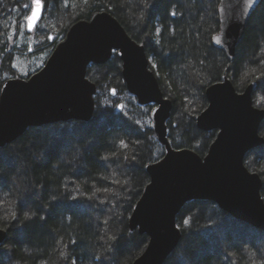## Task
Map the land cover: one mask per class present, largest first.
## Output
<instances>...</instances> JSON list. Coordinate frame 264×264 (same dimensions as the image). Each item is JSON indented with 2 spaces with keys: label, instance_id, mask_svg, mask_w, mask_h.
<instances>
[{
  "label": "trees",
  "instance_id": "obj_1",
  "mask_svg": "<svg viewBox=\"0 0 264 264\" xmlns=\"http://www.w3.org/2000/svg\"><path fill=\"white\" fill-rule=\"evenodd\" d=\"M207 2L43 0L31 48L34 56L47 54L72 23L97 12L110 13L145 46L155 71L152 64L150 68L173 103L167 121L172 147L204 156L215 132L198 130L194 119L207 106L205 89L210 84L226 76L243 90L257 82L255 101L264 105V0L251 15L233 62L211 44L219 30V0ZM25 3L31 0H0V87L21 74L12 57L18 43L19 51L32 57L30 39L17 40L29 11ZM33 72L28 64L23 79ZM87 78L96 85L89 122L29 128L0 148V229L7 231L0 264H131L146 247V236L130 231L128 219L149 182L145 166L164 155L150 129L152 106H139L128 94L115 54L104 65L90 66ZM122 95L127 99H120ZM244 165L264 181V145L250 151ZM261 194L264 199V184ZM176 224L182 237L164 264H175L180 250L191 264H264V242L256 243L264 232L212 202H188ZM218 226L248 235L233 239L228 233L230 255L219 250L194 254L206 244L202 234Z\"/></svg>",
  "mask_w": 264,
  "mask_h": 264
},
{
  "label": "water",
  "instance_id": "obj_2",
  "mask_svg": "<svg viewBox=\"0 0 264 264\" xmlns=\"http://www.w3.org/2000/svg\"><path fill=\"white\" fill-rule=\"evenodd\" d=\"M260 2L255 0L248 7V0H219V30L211 44L229 62L234 61ZM26 27L28 31L27 22ZM114 54L121 62L128 94L139 106H152L150 129L164 148L159 161L145 166L149 182L128 219L129 230L147 238L145 249L131 264H164L182 237L177 215L191 201L212 202L233 219L264 232L263 181L244 165L245 156L264 145L259 133L264 108L255 107L252 99L257 83L251 82L241 92L226 76L210 84L205 89L207 106L194 120L198 130L216 131L214 140L204 156L191 149H174L167 128L173 103L164 96L150 68L145 46L134 41L108 12L72 23L39 71L27 79L15 77L2 83L0 148L29 128L89 122L96 85L87 78V70L106 64ZM6 238L7 231L0 229V246Z\"/></svg>",
  "mask_w": 264,
  "mask_h": 264
},
{
  "label": "rangeland",
  "instance_id": "obj_3",
  "mask_svg": "<svg viewBox=\"0 0 264 264\" xmlns=\"http://www.w3.org/2000/svg\"><path fill=\"white\" fill-rule=\"evenodd\" d=\"M204 2L205 3H208L207 2V0H204ZM40 23V21L37 23V25H36V27L38 26V24ZM35 27V28H36ZM35 28H34V30H35ZM33 33H34V31H32L31 33H28V31H27V27H26V22L22 25V29H21V32L17 35V40H19V38L20 39H24V37L25 38H27V39H30V41H29V48H31V45H32V43H31V40L33 39ZM26 34H28V37L26 36ZM63 39V37L61 38V40ZM60 40V41H61ZM59 41V42H60ZM58 42V43H59ZM57 43V44H58ZM56 44V45H57ZM19 47H21V45L18 43L17 45H16V48H14L13 49V51H12V54H13V56L12 57H14V59H15V62H14V64L13 65H15V68L17 69V70H19V72L21 73L20 75H18L19 77H21V78H25V77H27L28 75H27V67H28V64L29 65H31L32 66V69L34 70V72L33 73H35V72H37V71H39L43 66H44V64H45V62H46V60L48 59V57L50 56V54H51V52L53 51H51V52H49V53H44V54H40V55H33L34 53V49H32V51H29V48H28V53H32V57H29V56H24L23 55V53L21 52V51H19ZM18 54H20V56H22V57H18L19 55ZM152 62V61H151ZM152 64V66H153V68H154V71H155V65L153 64V62L151 63ZM17 66V67H16ZM4 70L7 72V68L5 67L4 68ZM32 73V74H33ZM230 79V78H229ZM232 80V79H231ZM5 81V80H4ZM232 82H233V84H234V87L236 88V90H237V92H241L242 91V89L241 90H239V85H238V82H235V81H233L232 80ZM257 83V82H256ZM250 84V83H249ZM257 86H258V84H257ZM257 88V87H256ZM256 90V89H255ZM255 90H254V92H255ZM260 92L258 93V94H260L261 93V90H259ZM254 92H253V95H252V99H253V105L255 106V107H257V108H264V105L262 104V102L261 103H259V102H257V101H255V94H254ZM254 96V97H253ZM256 96L258 97V95L256 94ZM119 98L120 99H124V100H126L127 99V97H126V95H122V96H119ZM264 102V101H263ZM149 123H150V119H149ZM167 124H168V122H167ZM259 133L262 135V136H264V125H262V126H260V129H259ZM249 170V169H248ZM250 171V170H249ZM251 172H253V171H251ZM259 174V173H258ZM260 175V174H259ZM262 179V178H261ZM262 181H263V179H262ZM263 184H264V181H263ZM19 195H21V194H19ZM185 223L184 222H182V225H184ZM179 228H181L180 226H179ZM208 231H206V233H203L202 235V239H203V241H206V244L203 246V245H201L200 247H199V251L198 252H196V250L194 249V254H196L197 255V253H204V251H217V250H219L220 252L222 251V252H225L226 254H229L230 255V251H229V248L228 249H226L227 248V246H228V239L229 238H227V236L229 237V235H228V233L230 234V236L234 239V237L235 238H237V237H241L240 235H242L243 237H246V236H244V235H248V234H246V233H244V232H242V231H239V230H237V232H235V231H233V229L230 231V232H226V227H223V226H218V228H215V229H212V230H210L208 233H207ZM261 232V231H260ZM193 235H191V237H192ZM237 240V239H236ZM258 240L259 241H257L256 243H263L264 241V237L262 238V236L260 235V234H258ZM233 242H235V241H233ZM184 246V245H183ZM207 246V247H206ZM206 247V249H204ZM229 247V246H228ZM178 259L175 261V264H191V262L190 261H188V259H187V255H184V254H182V250H180V252H178Z\"/></svg>",
  "mask_w": 264,
  "mask_h": 264
},
{
  "label": "snow or ice",
  "instance_id": "obj_4",
  "mask_svg": "<svg viewBox=\"0 0 264 264\" xmlns=\"http://www.w3.org/2000/svg\"><path fill=\"white\" fill-rule=\"evenodd\" d=\"M255 2V0H248V7H251L252 4ZM44 7L43 0H31V3H25L23 5L24 9L29 10L28 14L24 15V20L28 24V31H33V29L36 27L37 22L42 18V8ZM175 15V13H172ZM48 39H52L51 36L48 37ZM217 43H220V38L216 37L214 38ZM29 51H32L31 48H29ZM15 67V65H13ZM157 112L159 110H156ZM185 224L188 223L187 220L184 221ZM99 260V257L96 258Z\"/></svg>",
  "mask_w": 264,
  "mask_h": 264
},
{
  "label": "flooded vegetation",
  "instance_id": "obj_5",
  "mask_svg": "<svg viewBox=\"0 0 264 264\" xmlns=\"http://www.w3.org/2000/svg\"><path fill=\"white\" fill-rule=\"evenodd\" d=\"M150 67H151V65H150ZM160 85V84H159ZM161 88V87H160ZM162 90V89H161ZM163 92V91H162ZM164 94V93H163ZM169 99V98H168ZM171 100V99H170ZM149 106V105H148ZM172 112V111H171ZM168 128V127H167ZM215 132V135H216V131H214ZM215 138V137H214ZM214 140V139H213Z\"/></svg>",
  "mask_w": 264,
  "mask_h": 264
}]
</instances>
